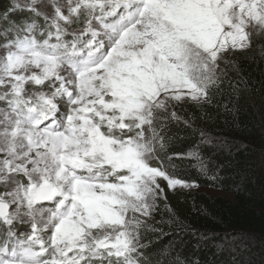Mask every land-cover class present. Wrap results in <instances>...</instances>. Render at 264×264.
Listing matches in <instances>:
<instances>
[{"label": "snow or ice", "instance_id": "1", "mask_svg": "<svg viewBox=\"0 0 264 264\" xmlns=\"http://www.w3.org/2000/svg\"><path fill=\"white\" fill-rule=\"evenodd\" d=\"M242 60L264 65V0H7L0 264H202L171 197L220 178ZM213 243L203 264H242L237 234Z\"/></svg>", "mask_w": 264, "mask_h": 264}, {"label": "trees", "instance_id": "2", "mask_svg": "<svg viewBox=\"0 0 264 264\" xmlns=\"http://www.w3.org/2000/svg\"><path fill=\"white\" fill-rule=\"evenodd\" d=\"M6 4L7 0H0V7ZM241 66L256 91L241 101L235 118L220 119L213 126V135L223 137L228 144L204 149L206 156L223 165L220 178L210 181L194 169L188 170L200 187L220 190L232 198L198 192L171 197L173 208L191 229L210 235L207 240L191 232L172 238L185 256L198 257L202 264L216 251L213 241L233 233L237 234V256L242 264H264V93L260 91L264 65L259 60H242ZM190 146L185 143L183 150ZM163 243H168V238Z\"/></svg>", "mask_w": 264, "mask_h": 264}, {"label": "rangeland", "instance_id": "3", "mask_svg": "<svg viewBox=\"0 0 264 264\" xmlns=\"http://www.w3.org/2000/svg\"><path fill=\"white\" fill-rule=\"evenodd\" d=\"M259 116L261 117V114H259ZM262 123L264 126V121H262ZM192 192L204 193V194L208 195L209 197L210 196H212V197L222 196V197H226V198H232L231 194H225L224 192L217 190V189H213V188L206 189V188L199 187V189L192 191Z\"/></svg>", "mask_w": 264, "mask_h": 264}]
</instances>
